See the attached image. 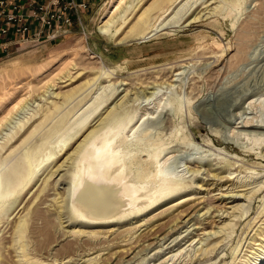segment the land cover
Here are the masks:
<instances>
[{
  "label": "rangeland",
  "instance_id": "1",
  "mask_svg": "<svg viewBox=\"0 0 264 264\" xmlns=\"http://www.w3.org/2000/svg\"><path fill=\"white\" fill-rule=\"evenodd\" d=\"M114 2L91 0L79 18L69 11L71 27L0 57V176L29 169L27 187L0 200V264H261L264 129L245 125L264 127V0H180L163 18L168 0H127L110 17ZM111 112L92 142L129 153L141 194L96 220L79 198L78 148ZM163 175L178 180L170 194ZM185 195L207 202L184 215L172 206Z\"/></svg>",
  "mask_w": 264,
  "mask_h": 264
},
{
  "label": "bare ground",
  "instance_id": "2",
  "mask_svg": "<svg viewBox=\"0 0 264 264\" xmlns=\"http://www.w3.org/2000/svg\"><path fill=\"white\" fill-rule=\"evenodd\" d=\"M168 1L169 2H166V3H168V4L171 3L172 5L169 6V7H166L168 5V4H166L165 7H164V9L161 10V12L163 13V16L161 15L162 18L164 16H166L169 12H171L173 9H175L179 5V3H180V0H168ZM178 8L180 9L181 7H178ZM121 10L122 11H129L130 10V7L128 6L127 0H115V2L113 4L112 8L110 9L108 15L110 17L111 16H114V15H117V13L118 12H121ZM126 13H128V12H126ZM108 19H109V17H108ZM198 19H200L198 16H195V14L192 15L191 18L184 23L185 24V27H188L190 24L195 23L196 21H198ZM159 20H157V21H159ZM106 29H108V28H106ZM160 29L161 28L159 26L156 27V25H154L152 28L149 29V32L145 33V35L143 36L144 38H142V39H147L149 37H152V35H154V33L155 34L158 33ZM106 31H108V30H106ZM102 32H104V31H102ZM164 84H166V83L156 84V85H154L152 87H148V88L145 89L144 93L147 96L148 95L153 96V95H155V93L152 92V91H149V90H153L154 91L157 88L162 87ZM68 95L69 94L65 95L64 98L65 99L68 98ZM99 104L100 105L101 104L103 105L104 103L102 102V103H99ZM97 106H99V105H97ZM161 106L162 105L159 103L158 106L155 107L156 110L154 112H149V111L146 110L145 114H143V116L139 119V122L140 121L145 122V121H149V120L154 119L156 117V115L160 112ZM98 109L99 108H97L96 110L91 111V113L89 111V113H88L89 116H87L88 118H86V120L82 124V127H81V130L82 131L88 126L91 117L97 112ZM112 114H114V113L113 112L109 113V115L101 122L99 128L94 129L86 137V139L80 144V146L78 148L80 150L81 149H85L83 151V153H82V151L81 152L79 151L81 153V154L79 153V157L81 159V163L84 164L83 167L81 165V167L83 169L80 167L82 170L80 169L81 170V174H80V178H81V188L79 190V193H80L79 194V196H80L79 198L81 199L82 208L85 211V213H87V215H93L94 216V219H96V220H98V219L99 220H105V219L108 220L109 218H111L114 215V213L116 211H118L117 205L119 203V199H122L124 201L122 203V207H130L129 205H131L132 202L134 203L133 206L135 205L137 207V205L135 204V202H136L137 199L135 200V202L133 200L137 197L138 194L139 195L141 194V193H136L137 195H135V192H132L134 188L132 186H130V184H131L130 183V180L132 179L133 175L130 174V173L129 174L128 173L125 174V171H126L125 169H127V170H129V172H131V165H130V162H128V160H129V158L132 159V157L129 156V153L127 152L128 155H126L125 153L122 152V155H125V157L123 158V156L121 155V157L123 159H119L117 156L110 154L111 152L109 150L111 149V147H108L107 145H105V147H103L100 150V149H98V147H96V145H94L95 142H92L93 137L96 134H100V133L103 132V130H105V127L107 126V123H108L107 120L108 119L110 120V117H111ZM245 127L246 128H250V129H253V130H263L264 129V127H262V126L261 127H258V126L255 127L254 125H248V124L245 125ZM129 130H130L129 132H131V133L132 132L136 133V131H137L136 128H135V126H133ZM118 138H121V136L118 137ZM106 141H108V140H106ZM118 142H119V140H118ZM125 144H127V143H125ZM255 144H257V142ZM111 145H113V144H111ZM259 145H261V143ZM118 146L119 145H117V149H118ZM160 148L161 147H159L157 149L158 151L155 152L154 155H150V154L148 155V158L151 160V162L156 161V164L158 166L160 165V161L158 159L161 157V154H162V152L160 151ZM119 149H120V147H119ZM248 152L251 153L250 151H248ZM119 155H120V153H119ZM33 161H32V163H33ZM262 161H264V160L262 159ZM23 167L24 166L22 164H20V162H19L18 164L13 165L9 172H6V173L3 172L1 174V176H0V200L4 199L6 196H9L12 193H15L20 187H22V188L23 187L24 188L27 187V185L29 184V181H27V179L29 178V176H28L29 169H25L24 170ZM116 167H118V168H116ZM154 167L157 168L156 165ZM123 171H124V173H123ZM144 174L145 173H143L141 175V177H140V180L141 181L145 179V175ZM163 177H165V176L163 175ZM163 177H161L162 178V180H161L162 190H164L163 192L170 194V191H171L172 187H174L176 185V182L178 180L171 179V178L170 179H167V177H165L166 179H164ZM218 177H219L218 174L217 175H214V179H217ZM124 182H125V184H124ZM226 182H230V180H227ZM127 183L129 184L130 188H128L126 186V185H128ZM142 183H143V181H142ZM120 185H122V187ZM123 185H125V186L123 187ZM4 187H5L6 190H4ZM125 187L128 188L129 190L131 189V187L133 189H132V191L131 190L129 191L128 189L125 190L124 189ZM176 188H177V185H176ZM174 190L175 189H173V191ZM130 194H131V196H130ZM208 194H209V192H208ZM128 195H129V198L127 199ZM167 196H169V195H167ZM131 197L134 198V199L131 200L132 202L130 203L129 202L130 201L129 199H132ZM139 197H140L139 199H141V196H139ZM246 198L247 197H245V199ZM235 199H240V198H237L236 197ZM198 200H202V199L201 198L196 199L194 197L192 198L191 196H186L185 195L183 198L180 199V201L178 202V204H176L175 206H172V208L177 207L178 209H183L181 211V213H183V214L186 213V212H189L190 210L194 211L196 208L200 207L205 202H207V200L206 201H203V202L201 201L200 203H198L197 205H195L196 204L195 202L198 201ZM226 200H227L226 198H223V201L220 204V206L222 204H224V202ZM143 202H145V201H143ZM210 202H211V205H212L214 203L213 199H211ZM145 204H147V203H145ZM190 205H191V207H190ZM207 205L209 206V204H207ZM213 205H215V204H213ZM220 206H218V207L216 206L215 208H209V209L207 208L208 209V212H211V210H213V209H215L214 211H217L218 212V210L221 209ZM184 209H186V210H184ZM183 214H182V216H183ZM168 222H169V220H168ZM165 225L167 226V224H165ZM263 244H264V241H263ZM260 247H263V250H264V246H261L260 245ZM261 264H264V262H261Z\"/></svg>",
  "mask_w": 264,
  "mask_h": 264
},
{
  "label": "built area",
  "instance_id": "3",
  "mask_svg": "<svg viewBox=\"0 0 264 264\" xmlns=\"http://www.w3.org/2000/svg\"><path fill=\"white\" fill-rule=\"evenodd\" d=\"M47 4H38L36 0H0V35L6 36L11 31L21 40L32 37H42L44 30L59 32L63 27L72 25L71 14L74 11L79 18L80 13L88 9L87 1L75 0H44ZM11 7V11H6ZM29 9V10H28ZM25 10H28L25 12ZM30 11V12H29ZM35 29V34L32 33ZM37 31V32H36ZM49 36V35H47Z\"/></svg>",
  "mask_w": 264,
  "mask_h": 264
},
{
  "label": "crops",
  "instance_id": "4",
  "mask_svg": "<svg viewBox=\"0 0 264 264\" xmlns=\"http://www.w3.org/2000/svg\"><path fill=\"white\" fill-rule=\"evenodd\" d=\"M9 1L10 0H8V2ZM75 1L78 2V3L83 2V1H89V7L91 6V3H90L91 0H75ZM6 11L10 12L11 11V7H7ZM0 23L4 24L3 19L0 21ZM21 41L22 40L20 39V37L14 35L13 31H11L6 36H1L0 35V57H2L5 54H7L9 52V50H11L15 46H17L19 44V42H21Z\"/></svg>",
  "mask_w": 264,
  "mask_h": 264
}]
</instances>
